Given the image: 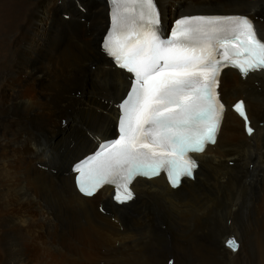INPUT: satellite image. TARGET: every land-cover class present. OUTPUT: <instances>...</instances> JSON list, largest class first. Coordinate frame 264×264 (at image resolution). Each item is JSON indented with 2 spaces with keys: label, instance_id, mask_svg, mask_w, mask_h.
<instances>
[{
  "label": "bare ground",
  "instance_id": "1",
  "mask_svg": "<svg viewBox=\"0 0 264 264\" xmlns=\"http://www.w3.org/2000/svg\"><path fill=\"white\" fill-rule=\"evenodd\" d=\"M157 1L164 26L238 13L264 39V0ZM173 2L182 11L171 19ZM82 3L86 10L76 0L9 6L16 13L0 58V264H167L173 253L175 264H264V70H222L225 116L216 143L196 155L195 179L172 188L164 175L138 177L127 204L108 186L85 197L72 164L114 137L131 77L101 49L108 1ZM239 99L250 136L232 110ZM207 231L215 234L209 251ZM229 238L240 240L237 254L225 248Z\"/></svg>",
  "mask_w": 264,
  "mask_h": 264
},
{
  "label": "snow or ice",
  "instance_id": "2",
  "mask_svg": "<svg viewBox=\"0 0 264 264\" xmlns=\"http://www.w3.org/2000/svg\"><path fill=\"white\" fill-rule=\"evenodd\" d=\"M110 3L105 48L133 74V82L119 105L118 138L77 169V183L89 196L99 186L113 185L114 199L124 204L134 198L128 185L137 175L166 171L172 187L193 175L195 161L187 153L204 151L220 130L221 68L231 65L246 73L264 67V39L249 18L238 15H185L165 37L155 0ZM235 109L247 121L243 102ZM227 246L233 252L239 248L234 238Z\"/></svg>",
  "mask_w": 264,
  "mask_h": 264
},
{
  "label": "rangeland",
  "instance_id": "3",
  "mask_svg": "<svg viewBox=\"0 0 264 264\" xmlns=\"http://www.w3.org/2000/svg\"><path fill=\"white\" fill-rule=\"evenodd\" d=\"M77 1V7L78 6H80V8L82 9V10H86V8L84 7L85 5H86V3H88V2H90V1H87L86 3H82V0H76ZM13 2H14V0H0V58H2L3 56H4V54H3V51L2 50H4V48H5V43L3 42V39H4V36H3V33L5 32V29H6V26H7V24L9 23V21L10 20H13L14 18H12L11 16H14V14L16 13V11H13V10H9V6L10 5H12L13 4ZM172 4H174V11L171 13V15H169L168 17H171V19H172V17H175V16H179L180 14V12L182 11V6H181V4H180V2H173ZM14 5V4H13ZM26 4L25 3H23L22 4V6H25ZM12 8H14V7H12ZM92 8H95V5H93L92 6ZM183 12H186V11H183ZM77 13H79V12H77ZM75 14V15H79V14ZM67 15V14H66ZM71 15V14H70ZM69 15V16H70ZM10 16V20H9V17ZM80 16V15H79ZM71 17V16H70ZM69 17V18H70ZM87 17V16H86ZM167 17V18H168ZM167 18L165 19V20H167ZM45 20H47V21H49L50 20V17H46V19ZM168 20H170V19H168ZM100 40V39H99ZM106 101H108V98L106 99ZM262 133V132H261ZM262 135H264V134H262ZM68 167V166H67ZM236 233V232H235ZM207 235L205 236V244H206V248H207V250H208V246H209V249H211L212 247H213V244H214V236H215V234L214 233H212V232H210V231H207V233H206ZM236 236H238V234L236 235ZM210 237V238H209ZM230 239V238H229ZM207 240H209V241H207ZM238 243H239V248H240V240L238 241L237 239H235ZM212 241V242H211ZM228 241V239L226 240V242ZM208 242V243H207ZM226 242H225V248L227 249V250H229V252H231L232 254H237V251L239 250V248H238V250L237 251H235V252H233L227 245H226ZM213 243V244H212ZM209 251V250H208ZM176 255H174V253L173 254H171L169 257H168V260H167V264H175V262H176ZM260 262H262L261 261V259L258 261V264H260ZM229 264H230V262H229ZM262 264V263H261Z\"/></svg>",
  "mask_w": 264,
  "mask_h": 264
},
{
  "label": "water",
  "instance_id": "4",
  "mask_svg": "<svg viewBox=\"0 0 264 264\" xmlns=\"http://www.w3.org/2000/svg\"><path fill=\"white\" fill-rule=\"evenodd\" d=\"M174 19H175V18L172 19V22H173ZM231 239H233V238H231ZM228 240H229V239H228ZM237 243H238V242H237ZM238 244H239V243H238Z\"/></svg>",
  "mask_w": 264,
  "mask_h": 264
}]
</instances>
